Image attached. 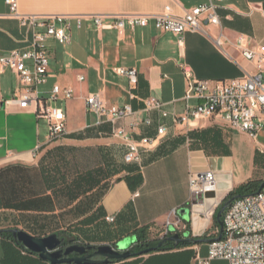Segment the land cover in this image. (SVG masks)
I'll return each mask as SVG.
<instances>
[{
    "label": "crops",
    "instance_id": "1",
    "mask_svg": "<svg viewBox=\"0 0 264 264\" xmlns=\"http://www.w3.org/2000/svg\"><path fill=\"white\" fill-rule=\"evenodd\" d=\"M207 1L18 0L23 15L69 18L71 43L49 42V78L41 87V95L48 97L58 84L72 88L74 96L64 99L60 95L56 101L65 110L67 131L58 140L48 142V123L37 115L36 107L21 108L14 101L21 90L18 75L11 70L0 74V212H11L18 222L26 224H44L45 228L52 224L53 232L79 223L84 231L98 235L104 234L103 220L115 216L113 230L106 233L111 237L107 243L115 247H128L127 243H120L126 237L133 239L137 229L144 226L166 224L171 232L170 219L184 228L183 238L192 239L173 249L109 264H195L197 253L208 255L210 242L220 234L218 228L207 232L211 222L193 212L189 175L216 171L221 201L243 183L264 181V142L259 140L264 137V127L257 138L247 139L219 117H203L191 126L173 124L171 117L162 119L169 130L143 151L140 164L125 162L127 147L113 131L126 127L136 140L143 135L155 136L161 117L158 111H145V100L150 97L164 102L171 113L182 114L187 106L198 105L200 99L185 98L184 65L198 80L242 79L244 72L240 66L254 71V66L238 51L236 40L245 34L252 43L264 46V0H221L217 10L220 26L206 22L205 33L186 31L182 44L175 34L152 25L134 30L127 27L120 34L117 30L98 29L92 18L102 15L104 21H112L119 15L152 16L166 12L167 6L171 15L182 16ZM220 34L228 40L226 52L216 45ZM31 39L32 33L11 15L5 0H0V55L25 48ZM118 66L137 70L139 82L134 88L127 77L114 71ZM81 75L85 77L83 81L79 80ZM94 92L100 93L108 104H130L141 117L150 115L154 124L134 130L133 118L99 122L86 107V97ZM261 118L264 124V109ZM53 142L60 143L46 156L83 146L95 154L110 153L113 157L107 165L100 162L68 175L60 166L55 170L47 167L45 155L40 158ZM207 200L209 204L212 196L207 195ZM171 233L179 232L176 229ZM198 239L205 240L194 241ZM6 247L10 251L6 252ZM20 253L26 255L0 236V264H38L34 257L22 259ZM7 254L9 258L5 257Z\"/></svg>",
    "mask_w": 264,
    "mask_h": 264
},
{
    "label": "built area",
    "instance_id": "2",
    "mask_svg": "<svg viewBox=\"0 0 264 264\" xmlns=\"http://www.w3.org/2000/svg\"><path fill=\"white\" fill-rule=\"evenodd\" d=\"M221 0H208L206 3L188 9L182 16H173L166 12L156 15L127 14L113 17L112 21H104L102 15L93 16L98 29L117 30L123 33L127 27L134 30L138 26L152 25L162 32L173 33L183 43L186 31L205 33L206 22L220 26L218 15ZM12 16L19 20L27 32L32 33L28 46L13 49L0 55V74L7 70L16 73L21 82L19 96L14 100L21 108L36 107L37 115L48 123V142L61 138L67 131L66 113L63 107L56 104L60 95L64 99L74 96L72 88H62L55 84L48 97H42L41 87L49 78V42L56 41L63 45L71 43V24L64 15H23L19 12L18 0H5ZM81 19L78 26L81 27ZM217 47L226 52L228 40L220 34L215 39ZM236 47L242 57L251 63L255 70L249 71L244 67V77L230 81L198 80L193 77L192 70L184 65L187 78L186 99L197 98L200 103L194 107L187 106L182 114L171 113L165 108V103L156 97L145 100V111H158L161 120L155 136L143 135L136 140L126 127L114 129L113 134L121 138L127 151L124 156L126 163H141L142 153L149 150L162 136L167 134L169 125L162 121L170 118L173 124L185 123L193 125L203 117H219L232 130L246 133L257 138L264 127L261 112L264 109V46L252 43L248 36L240 34ZM114 71L128 78L131 88L139 82L135 68L118 66ZM85 77L81 75L80 81ZM133 96V95H132ZM86 107L96 119L111 123L133 118L134 130L140 126L151 127L154 120L150 115L141 117L130 104H108L100 93H90L86 97ZM264 153V145L261 147ZM190 190L196 203L192 204L193 212L204 215L212 222L221 200L218 197L219 177L216 171L192 172L189 175ZM212 201L207 204V195ZM115 216H107L110 223ZM224 222L223 236L213 239L209 245L207 256L199 253L195 256V264H212L214 261H228L229 264H264V189L236 198L222 216ZM173 230L179 225L170 223ZM167 229V234L169 233ZM220 234V230L218 229ZM26 253L25 251H23Z\"/></svg>",
    "mask_w": 264,
    "mask_h": 264
},
{
    "label": "rangeland",
    "instance_id": "3",
    "mask_svg": "<svg viewBox=\"0 0 264 264\" xmlns=\"http://www.w3.org/2000/svg\"><path fill=\"white\" fill-rule=\"evenodd\" d=\"M242 136L247 137V139H251L250 136L246 135L245 133H242ZM44 136H45V124L42 123V140H44ZM253 139V138H252ZM259 140L261 142H264V137H259ZM60 142H53L51 144L48 145V147L42 152L41 157H43L45 155V160L44 163H46L47 167L51 168V169H56V167L62 169V171L64 173H67L68 175H72L75 174L77 172L83 171L85 169H88L94 165H97L98 163H107L109 162L112 155H110V153H106V154H95L93 152L90 151V149L84 148L83 146H80V148H76V149H65L63 150L62 153H54V155H48L46 156L47 151H49L52 147H55L56 145H58ZM67 148V146H66ZM113 157V156H112ZM57 163V165H56ZM170 223H173V220L170 219L169 221ZM103 231L104 234L101 235L98 233H95L94 231H84V227L79 223H73L71 224L67 230H64L68 236V238L73 242V243H78V241H74V238H79L80 241H82V243L84 242V244H91V245H103V244H108L107 242L109 240H111V237L108 236L106 233L107 231H111L113 224L108 222L107 220H103ZM44 224L41 225H37L36 223L31 225V224H26L25 222H18V217H14L13 213L11 212H0V229H4V228H18V229H22V230H29L32 232H35L36 234H39L41 236H45L46 234H52L53 230L55 229V226H52V224H48L47 228H45L43 226ZM180 227V226H179ZM177 228V231L181 234L184 231V228ZM167 229H168V225H153L151 228H149V234H150V238L151 239H161L163 238L165 235H167ZM113 230V229H112ZM217 230V226H216V216L213 217L212 222H211V227L209 230H207V232L210 231H216ZM27 231V232H29ZM92 241H103V243H91ZM136 241V236L133 237V239L131 237H126L120 244L122 243H127L128 247L126 248H130L131 244L135 243ZM216 264H229L228 261H220Z\"/></svg>",
    "mask_w": 264,
    "mask_h": 264
},
{
    "label": "water",
    "instance_id": "4",
    "mask_svg": "<svg viewBox=\"0 0 264 264\" xmlns=\"http://www.w3.org/2000/svg\"><path fill=\"white\" fill-rule=\"evenodd\" d=\"M263 189L264 181L261 183L258 192ZM244 196L245 195H238L237 197L230 198L218 211L216 221L220 226V235L217 239H221L223 236L224 222L222 216L224 212L236 198ZM194 203H196L195 198L192 201V204ZM3 231L4 230H0V233ZM174 231L175 230H172L171 232ZM10 232L26 249L32 253L38 254L42 260L47 261L50 264H109L115 260H125L137 255L134 254L130 248L115 247L110 244L91 245L71 243L66 245L65 238L60 237L56 233H52L44 237H38L18 228H11ZM191 240L192 239L190 238L181 237L179 233H173L164 237L155 249H158L167 241L174 242L175 246H177L181 243L190 242ZM203 240L205 239H198L194 241ZM91 250L94 251L90 252ZM151 251V249H147L144 253H149ZM72 254H75V256H71Z\"/></svg>",
    "mask_w": 264,
    "mask_h": 264
},
{
    "label": "trees",
    "instance_id": "5",
    "mask_svg": "<svg viewBox=\"0 0 264 264\" xmlns=\"http://www.w3.org/2000/svg\"><path fill=\"white\" fill-rule=\"evenodd\" d=\"M262 182L263 181L253 180V181H249V182L243 183L240 186L234 188L222 200L218 210L215 213V216L217 215V213L221 209V207L224 205V203L226 201H228L230 198L237 197L238 195H248V194H251V193H256L259 190L260 185H261ZM216 226H217L218 229H220V226L217 223V221H216ZM13 228H15V227H13ZM149 228H150L149 226H144V227H141V228L137 229L136 234H135L136 241L130 247L131 251L134 254H137V255L138 254H144L145 250H147V249H151L152 250L151 252H153V251L169 250V249H173L174 248L175 243L171 242V241H167L161 247H159L158 249H155V247H157L159 245V243L161 242V240L163 238L162 239H151L150 238V234H149ZM10 229L11 228L0 229V230H4L3 232L0 233V236L2 238H4L5 240H8L11 243H13L14 245H16L20 250L26 252V255H22L21 253H20L21 255L19 254V256H21L22 259L29 260V259H32V257H34V259L37 260L38 264H50L49 262L42 260L39 257L38 254L32 253L28 249H26L19 241H17L14 238L13 234L10 232ZM53 233L58 234L60 237H64L66 245H69V244L73 243L68 238V236L66 235L67 233L65 231H59V232H53ZM32 235H34V234H32ZM35 236L44 237V236H41V235H35ZM45 236H47V234ZM74 241H76V242L78 241V243H82V241H80L79 238H74ZM82 244H84V242ZM184 244H187V243L186 242L185 243H181V244L177 245V247L182 246ZM5 250H6V252H8V251H10V248L6 247ZM137 255H135V256H137ZM5 257L9 258L8 254ZM14 257L15 256H12L11 258H14ZM120 261H122V260H115V261H113L111 263L120 262ZM27 263L29 264V262H27Z\"/></svg>",
    "mask_w": 264,
    "mask_h": 264
},
{
    "label": "flooded vegetation",
    "instance_id": "6",
    "mask_svg": "<svg viewBox=\"0 0 264 264\" xmlns=\"http://www.w3.org/2000/svg\"><path fill=\"white\" fill-rule=\"evenodd\" d=\"M170 234H172L171 232H169L167 235H165L164 237H166V236H169ZM180 234V233H179ZM181 235V237H183V235L182 234H180ZM163 237V238H164ZM94 250H91L90 252H93ZM71 256H75V254H72Z\"/></svg>",
    "mask_w": 264,
    "mask_h": 264
},
{
    "label": "bare ground",
    "instance_id": "7",
    "mask_svg": "<svg viewBox=\"0 0 264 264\" xmlns=\"http://www.w3.org/2000/svg\"><path fill=\"white\" fill-rule=\"evenodd\" d=\"M209 195V194H208ZM211 199V198H210Z\"/></svg>",
    "mask_w": 264,
    "mask_h": 264
}]
</instances>
